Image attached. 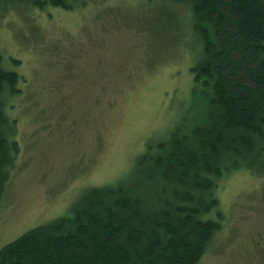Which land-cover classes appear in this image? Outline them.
Wrapping results in <instances>:
<instances>
[{"label": "rangeland", "instance_id": "1", "mask_svg": "<svg viewBox=\"0 0 264 264\" xmlns=\"http://www.w3.org/2000/svg\"><path fill=\"white\" fill-rule=\"evenodd\" d=\"M190 23L187 7L158 0H84L70 11L0 0V54L20 77L4 96L19 152L0 248L69 216L86 189L129 177L147 144L190 119L201 59ZM218 195L222 229L199 264H264L253 247L264 244V176L237 169Z\"/></svg>", "mask_w": 264, "mask_h": 264}, {"label": "trees", "instance_id": "2", "mask_svg": "<svg viewBox=\"0 0 264 264\" xmlns=\"http://www.w3.org/2000/svg\"><path fill=\"white\" fill-rule=\"evenodd\" d=\"M5 1L70 11L84 0ZM158 1L190 11L195 112L147 144L129 177L86 189L69 216L0 248V264H199L222 229L221 179L264 176V0ZM19 82L0 54V211L19 152L4 96Z\"/></svg>", "mask_w": 264, "mask_h": 264}, {"label": "flooded vegetation", "instance_id": "3", "mask_svg": "<svg viewBox=\"0 0 264 264\" xmlns=\"http://www.w3.org/2000/svg\"><path fill=\"white\" fill-rule=\"evenodd\" d=\"M254 240V244H253V247L255 248V249H257L256 250V252L261 256V258L264 260V244L262 243V241H263V239L261 238V242L259 241V239L258 240H255V239H253Z\"/></svg>", "mask_w": 264, "mask_h": 264}]
</instances>
